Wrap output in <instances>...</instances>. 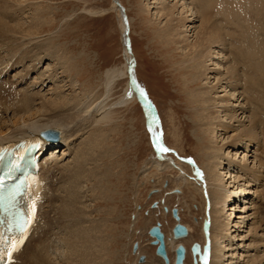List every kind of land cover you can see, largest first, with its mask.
Wrapping results in <instances>:
<instances>
[{"label": "rangeland", "instance_id": "obj_1", "mask_svg": "<svg viewBox=\"0 0 264 264\" xmlns=\"http://www.w3.org/2000/svg\"><path fill=\"white\" fill-rule=\"evenodd\" d=\"M117 1L124 8L128 22L127 34L136 61V78L146 90L148 98L151 99L156 109L165 147L172 150V154L174 152L176 154L173 156L170 153V159L176 163L178 155L188 158L203 175H206L205 147H211L212 141L213 144L222 146V142L225 140L228 142L239 128L235 119L234 121L230 120V122L229 119L225 118L227 114H232L233 110L228 108L229 110L223 112V105L217 104L218 107L214 108L215 113L219 111L220 119L224 122H230L231 127L224 133L218 125L213 124V134L210 132V135L204 134L197 126V117L194 113L196 105L191 101L193 87L198 89L202 82H199L197 86L187 87L186 80H189V75L191 76L192 73L185 69L183 52L178 50L174 44H167L162 38L160 29L165 20L156 14L161 3H152V0ZM162 1L170 4L176 0ZM20 2L25 6L24 9H9L8 23L14 26L19 20V23L22 24L36 21L39 23L38 30L36 33L28 32L30 35L26 37V40H23L21 43L23 45L20 49L17 48V52H9L11 45L8 46V56L7 52H0V57L2 56V60H0L2 65L0 66V90L5 93L10 88L18 93V96L23 94L29 96L31 113L39 110L42 114L45 110L41 108L42 105L46 107L49 102L59 100L63 102V109H60V113L71 114L72 101L78 99L80 101L84 96L85 99H88L89 95L92 96L96 93L95 97L101 99L103 95L102 81L107 69L118 67L122 70L124 68L125 77H121L116 83L112 91L113 94L111 93L107 100L108 103L106 101V109L109 112L105 120L95 127L93 125L88 127L89 124H85L84 127L78 128L79 124H77L73 130H81L82 133L80 131L75 133L76 136L73 135L68 150L65 148L64 150L60 145L50 149L47 152L48 155L44 156V159L47 158L49 162H52L50 166L54 167L53 174L49 173L52 177L46 178L45 176V181H49L48 184L51 186L52 194L50 192V195L56 197L59 194L56 188H59L62 179L59 178L60 170L56 169H59L58 167L61 165L75 162L77 151L85 147L89 137L91 140L92 137L97 136L102 140L100 141L101 147L96 148L94 152L91 151L92 153L83 151L88 155L91 153L89 158L86 157L88 161H86L85 169H93L95 178L93 175L90 177V182L84 183L82 180L78 184L77 194L74 196L76 199L74 209L79 207L83 214L86 210L85 215L89 217L83 216L85 222L80 215L81 223L86 227H94H92L94 231L90 229V236L92 234V237L98 236L104 244L103 260L105 263L158 264L156 256L153 255L154 247L149 245L151 240L146 232L150 225L157 220L161 224L164 236L170 238L173 220L168 214V210H163L162 206L170 208L175 205L180 222L186 226L187 230H191L190 238L181 241L188 251L185 264H193L194 257L200 264L199 257L191 254L190 245L192 242H197L201 245V251L202 246L204 247L201 225L203 220L206 221L207 219V204L199 193L190 188L181 187L182 192H178V194L170 192L172 188L177 189L174 179L177 177L178 171L167 169L158 172L154 168L148 167V162L158 157H155L150 140L152 131L150 130L149 133V123H152V120L146 114L145 108L138 105L139 101L137 102L138 99L127 79L125 69L127 62L124 58L125 52L122 45L124 25L119 11L114 8L111 0H20ZM178 11L179 7L176 12L174 11V14L178 15ZM197 24L199 23L196 22V26ZM24 31L27 29L24 28ZM187 35H191V33H187ZM27 39L30 42L28 40L26 44ZM230 44L241 46V43L233 38L229 44L226 43L225 45L226 53L223 52L225 56L219 52L213 54L219 58L216 61L218 63L216 65L208 63L210 68H215L211 74L213 76L209 78L214 84L216 83L215 78L228 80L225 73L227 72L226 68L232 65L227 63V61L232 60ZM3 47L5 50V46ZM20 56L23 57L22 60ZM18 57H20V62L12 65L17 63L14 62L15 60L12 62V60ZM6 62H9L7 68L4 67ZM239 65L244 73V65ZM244 74L246 77L250 76L248 71ZM4 83L6 84L4 85ZM241 83L243 85V82ZM232 92L229 90L227 93ZM227 93L217 87V92L211 93V96L221 98L224 103L228 96ZM239 99L238 102H233L235 98L232 97L230 103H233L232 105L239 102L242 104V98ZM82 105L80 104V106ZM234 110L236 111L237 107ZM240 111L241 109L237 111L240 118L238 120H243V123L247 125L246 114L242 115ZM4 116V119L8 120L6 125L12 128L9 123L12 113L8 110ZM241 134L247 136V134ZM256 143L258 141L253 140L247 144L246 149L243 148L245 145H242V142L236 147L228 148L230 151L227 156L235 165L236 163L242 164L244 152L248 157L245 164L254 172L253 176H259L256 170L262 172V177H260L262 180L259 181V184L254 186L250 179L245 186L244 196L239 195L227 201L228 203L225 202L222 216L227 217L225 219L229 221L228 228L230 231L233 230L230 232V235L233 236L231 241H225L226 244H230L228 246L231 248L226 253L233 255L230 258L227 256L228 261L231 260V263L228 264H249L254 259L257 264H264V244L260 242L261 237L264 236H261L262 231L259 227L257 228L255 219L251 218L252 210L248 209L251 204L261 207L258 212L263 208L259 203L260 199L258 200L254 193L258 189L262 190L264 183V170L262 169V171L261 167L258 168L259 165L253 160L259 152ZM225 149L223 148L227 152ZM84 153L79 156H85ZM234 166L230 168L226 166L225 169L217 170L219 173L221 172V177L227 175L230 170L233 175H236L234 178H237V175L240 176L242 173L237 172V165ZM182 169L191 175L187 164ZM222 179V181H229L232 178L225 176ZM244 181L246 182V177L243 176L240 182H230L232 187L229 190L234 189L238 192L242 188L239 184ZM63 195L60 191V197ZM153 200L157 201L156 208L150 207ZM50 204L48 210L45 209L47 214L49 213L45 215L46 220L55 218L52 210L59 205V201L52 200ZM240 211H244L246 215L242 219L237 218ZM235 222L240 227L233 226ZM52 227H54L53 224ZM43 228H45V223L42 224V231ZM65 229H54L57 245L51 256L53 263H60L61 261L63 264L65 262L64 258L67 254L65 247L59 245L60 239L63 240L69 236ZM42 234L40 232L38 237ZM41 239L42 237L39 238L40 241ZM133 242H136L138 246L135 255L130 253ZM140 255L144 257L142 263L136 262ZM169 256L172 257L171 252H169ZM17 263L19 260L15 261V264Z\"/></svg>", "mask_w": 264, "mask_h": 264}, {"label": "bare ground", "instance_id": "obj_2", "mask_svg": "<svg viewBox=\"0 0 264 264\" xmlns=\"http://www.w3.org/2000/svg\"><path fill=\"white\" fill-rule=\"evenodd\" d=\"M152 1V3H161L160 7L157 8L156 14L165 20L164 25H162L160 29L163 40L166 41L167 44H174L178 47V50L180 49V51L183 52L182 56L184 58L183 64L186 66L185 69L186 71L188 70L192 73L191 76L189 75V80H186L187 87L191 88L193 87L192 85L197 86L199 82H202L198 89L193 87V92L191 94V101L196 105V111H194V113L197 117L198 128L204 134H209V132L213 134V124H216L215 126L218 125L222 132L225 133L226 130L231 127L230 122L234 121V119L235 122L238 123L239 128L237 129L235 135L228 142L227 140L222 142V146H217L213 144L214 142L212 141L211 147H205V155L207 160V165L205 168V171L207 172L206 175H203L202 172L194 166V164L180 159L179 156L177 157V161L175 163L170 159L169 156L171 152L173 153L172 150L163 154L162 156L156 154L158 157L156 159L153 158L150 160L148 162V167H152L158 172L167 169L178 171V175L174 179L177 187V189H175V193L178 194V192H182L181 187H185L187 189L190 188L196 193H199V195L204 198L207 204V211L205 210L207 212V219L204 221L205 225L202 226V238L204 239V245H206L207 251L204 255H201V245H199L200 255L198 257L200 264H228L231 263V260L228 261V259L233 255L226 253V251L230 250L231 248L228 246L230 244H226L225 241H231L233 236L230 235V232L233 230L230 231L228 228L229 221L225 219L227 217L222 216L225 202L234 199L239 195L244 196L243 192H245V186L250 179L254 186L255 184H259V181L262 180V178H260L262 177V172L260 173L259 170H256V173H258L257 175L259 176H253L254 172L248 168L247 164H245V161L248 157L244 152L242 164L236 163V167L231 158L227 156V153L230 151L228 148L236 147L238 144H240V142H242V145H245L243 148L246 149L248 143L252 142L253 140L258 141L256 144L259 148V152L258 155L253 158V160H255L259 165L258 168L261 167V170H264V0H176L170 4H167V2L164 3L162 0ZM113 6L115 9H117L114 4ZM24 7L25 6L21 4L20 0H0V52H7V56L9 51L8 46L11 45L9 52H17V48L20 49L21 45H23L21 44L23 40H26V37L30 35L28 32L36 33L38 30L39 23L36 21H32L28 24H22L19 23V20V22L14 26L8 23V10H17L18 8L24 9ZM178 7L179 11L178 15L176 14V16L174 11L176 12ZM125 19L128 27L126 14ZM196 22L199 23L197 26ZM24 28H26L27 31H24ZM187 33H191V35H187ZM226 37H228V39H226ZM127 38H129L128 34ZM233 38L239 41L241 46L236 44L229 45L231 58L234 62L232 60L227 61V63L232 64L229 66V68H226L227 72L225 74L227 75L228 80L225 78H215L216 83L214 84V82L212 83L209 78L213 76H211V74L215 68H210L208 63L216 65L218 63L216 61L219 58L213 54L218 52L220 54L223 52L226 53L225 45L226 43L229 44L230 40ZM28 40L29 39H27L25 42L26 44ZM128 41L130 40L128 39ZM3 46H5V50ZM224 53L222 55H224ZM130 54L133 56L131 47L130 53L128 51L124 53V58L127 62L125 64V69L127 67L128 60L130 59L128 58V55L130 56ZM1 57L0 60H2ZM20 57L17 59L12 58V62L14 60V62H17L13 63L12 65L18 64L20 62ZM22 59L23 57H21V60ZM133 59L134 66L132 69V75L137 85L140 86L136 78V61L134 56ZM8 63L4 67L7 68ZM239 64L244 65V73L248 71V75L250 76L246 77V75L241 71ZM0 66L2 65L0 64ZM123 69H118V67L107 69L104 73V80L102 81L103 95L101 99L95 97L97 94L96 93L92 96L89 95L88 99H85L84 96L83 99L80 98V101H78L79 99L74 100L71 104V107L73 108L72 113L67 115L60 113V109H63L62 101H48V106H41L42 109H45L42 114L39 112V110L36 112L34 111L35 113L32 111L31 113V101L29 96L25 94L18 96V93L14 92L10 88L9 90H6L5 93L0 90V146L4 144L6 145V143L9 145L14 141L38 138V134L41 130L45 132L53 127L60 130V139L58 141H55L54 139L50 140L47 135H44L46 140L49 138L48 141L41 143L39 148L36 150L38 161L40 163L39 178L41 181V190L36 206L35 223L31 227V230L21 250L15 253L13 257L14 261L19 260V263L17 264H61L60 260V263H53L51 258L53 249L57 245V243H55L56 233L54 232V229L61 228H67L68 230H65L66 233L68 232L69 234L67 238L63 240L60 239L59 243L61 247H65L64 249L67 253L65 255V262L63 264H106L103 260V252L105 251L104 244L98 236L92 237L93 234L90 236V229L94 231V227H86L81 223L82 219L80 218V215L82 218L83 216H88L85 215L86 210L84 211L85 214H83V211L79 207L74 209V202L76 200L74 196L77 194L78 184L82 180L84 183L90 182V177L93 175L95 178L93 169H85V164H87L86 161H88L86 157L92 153L91 151L94 152L96 148L99 149V147H101L100 141L102 140H100L97 136H95V138L92 137L91 140L89 137L87 144H83L85 147L82 145L84 148H80V150L77 151L78 153L75 155V162H71L70 164L63 166L61 165L58 167L59 169H56L60 170L59 178L62 179L61 185L58 189L56 188V191H59V194L56 197L50 195L51 186L48 184L49 181L45 182V179L50 177V174L54 172V167H52V165L50 166V163L52 162H49L47 158L44 159V156L50 149H54L60 145H62L60 147H63V149L65 148L68 150V146L73 135L76 136L77 134L75 133L81 131L73 130L77 124H79L78 128L84 127L85 124H89L88 127H92V125L95 127L100 122L105 120L109 112L106 109V104L108 103L107 100L115 88L116 83L121 77H125ZM241 82H243V85ZM6 83H4V85ZM222 85H224V87H222ZM130 86L135 93L136 98L138 99V96L134 90L135 88H133L132 85ZM217 87H219V89L221 88V91L226 93L229 92V90L233 91L232 93H227L228 96L225 98L224 103L222 102L223 100L221 98H214L211 96V93L217 92ZM237 89L242 91L241 94ZM229 97L235 98L233 102H238V100H240L239 98L241 97L242 104L239 102L238 104L235 103V105H232L233 103H230L231 98ZM219 103L223 105H221L223 112L229 110L228 108L233 110L232 114H227L225 116L226 119H229V121L231 120L229 123L220 119L219 111L215 113L214 108H217V104ZM80 104L83 105L80 106ZM235 107H237L236 111L234 110ZM238 109H241L240 113L242 115L246 114L245 119L247 118V125L243 123V120H238L240 119L238 117L239 114L237 113ZM8 110L12 113V118L9 120L12 128L6 125L8 120L4 119V115ZM3 112L4 115L2 116ZM149 125L152 131V134L150 133V136H152L151 138L155 139L156 137H159L157 136L156 132L158 131L157 124L154 123L152 125L149 123ZM161 130L162 129L160 126V131ZM80 133H82V131ZM241 133L244 135L247 134V136H242ZM99 136L101 135L99 134ZM222 147L226 148L225 150H227V152H225ZM85 150L91 153L88 155L83 152ZM82 153L86 155L80 157L79 155ZM235 155L236 154H234V156ZM42 164L43 170L41 168ZM185 164H187L190 168L191 175L182 169V167H185ZM226 166L227 168L233 166L238 168L237 172H241L242 175H237V178H234L236 175H233L229 170L225 176L226 178L231 177L232 179L229 181H222V177L225 176L221 177V172L219 173L217 169H225ZM243 176L246 177V182L244 181L239 184V186L242 188L239 189L238 192H236L237 190L234 191V189L229 190V188L232 187L230 182H240V180L243 179ZM262 186V190L258 189L254 193L256 194V198L258 200L260 199L259 203L263 206V208L258 212V209L261 207L251 204L248 209L252 210V213L250 214L251 218L255 219V222H257V228L259 227L262 231L261 236H264V183ZM60 191L64 194L61 197ZM52 200H55L56 202L59 201V205L52 210L55 218H49L46 220L45 215H48L49 213L47 214L45 209L48 210V207L51 205L50 201ZM176 212L178 216V222H180L177 207ZM244 216H246L245 212L240 211L237 215V218L242 219ZM83 221L86 222L85 219ZM44 223L45 228H43L42 231V224ZM52 224L54 227H52ZM233 226H239V224H236L235 222L233 223ZM159 228L161 230V224L159 225ZM40 232L43 234L42 236L38 237ZM190 232V229L186 230V235L178 239H173L171 237L172 233L170 238H166L162 232L164 249L168 257L167 264H173L174 247L178 243L183 246L181 241L188 240L190 238ZM41 237L42 239L40 241L39 238ZM149 238L150 240L152 239L150 236ZM35 242L36 244H33ZM260 242L264 244V237H261ZM169 252L172 253V257L169 256ZM187 252V249L184 247V258L182 260L183 264H185ZM227 256L229 258H227ZM156 259L158 264H165L158 257H156ZM249 264H257V262H255L254 259V261L250 262Z\"/></svg>", "mask_w": 264, "mask_h": 264}, {"label": "snow or ice", "instance_id": "obj_3", "mask_svg": "<svg viewBox=\"0 0 264 264\" xmlns=\"http://www.w3.org/2000/svg\"><path fill=\"white\" fill-rule=\"evenodd\" d=\"M139 94L146 99L143 91H140ZM153 147L157 155L161 156L171 151L163 145L159 137L154 139ZM2 158L0 156V159ZM19 195V186L12 189L7 196L0 195V208H5L11 213L7 227L0 230V261H6V264H15L14 254L21 250L31 227L35 223L38 196L28 202L26 209H22L16 206V197Z\"/></svg>", "mask_w": 264, "mask_h": 264}, {"label": "water", "instance_id": "obj_4", "mask_svg": "<svg viewBox=\"0 0 264 264\" xmlns=\"http://www.w3.org/2000/svg\"><path fill=\"white\" fill-rule=\"evenodd\" d=\"M111 2L115 5V7L117 8V10L119 11V13L121 15V19H122V22L124 24L123 45H124L125 51H128L130 53V49L128 46V38H127V23H126L123 7L118 3L117 0H111ZM129 58L130 59L128 60V64L126 67L127 76H128L127 79L129 81L130 85H132L133 88H135L134 90L138 96L139 102L147 109L148 113L151 114V116L153 117V121H155V123L157 124V127H158L157 135H159L160 134V127H159V123L157 120V116L155 114L153 107L151 106L150 102L148 101L147 97L145 96L146 99L142 98L139 94L140 91H143V90L139 87V85H137V83L135 82V79L132 75V69L134 66V59H133L131 54H130ZM41 135H47V137L55 139L56 137H58V130L55 128L52 130H47L45 132H42ZM151 141L153 144L154 139L151 138ZM154 204L155 203L153 202L151 204V206H154ZM171 215L175 220V223H174L173 227L171 228L172 237L178 238L181 236H185V233H186L185 227L178 222V216L176 214V208L175 207L171 208ZM147 233L149 234V236H151L153 238L150 243L156 245L155 250H154L155 254L157 256H160L162 258L163 262L165 264H167V258L165 255L164 244H163V235H162V232L159 230L158 222H155V225L150 226L147 230ZM174 251H175L174 264H182L183 253H184L183 246L180 243H178ZM206 251H207V247H206V245H204L201 255H204ZM192 252L196 253L197 256L200 255L199 246L196 243L192 244Z\"/></svg>", "mask_w": 264, "mask_h": 264}, {"label": "flooded vegetation", "instance_id": "obj_5", "mask_svg": "<svg viewBox=\"0 0 264 264\" xmlns=\"http://www.w3.org/2000/svg\"><path fill=\"white\" fill-rule=\"evenodd\" d=\"M186 249V248H185Z\"/></svg>", "mask_w": 264, "mask_h": 264}]
</instances>
